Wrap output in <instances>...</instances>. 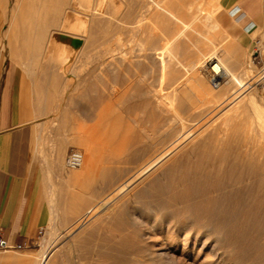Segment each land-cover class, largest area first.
<instances>
[{"label":"bare ground","instance_id":"obj_1","mask_svg":"<svg viewBox=\"0 0 264 264\" xmlns=\"http://www.w3.org/2000/svg\"><path fill=\"white\" fill-rule=\"evenodd\" d=\"M78 1L81 3L85 1L86 10L93 16L91 17L87 11L86 13L92 19L96 17V20L97 18L103 20L106 10L112 14L113 18L111 15L106 16L109 19L111 17L114 22L112 23L114 24V45L113 48L105 49V53H113L109 56L112 57L116 70V81L113 80V83L117 84L118 88L116 86L114 88L121 91L126 81L132 84L133 81L143 80L148 84V80H144L146 78L144 75L149 73L147 68L153 67V74L156 73L157 67L160 70L161 85L159 84L160 87L157 89L153 88L154 82L149 83L152 87L146 89L148 100L145 101L149 108L145 106V102L143 105L147 109L144 106L142 108V104H140L141 108L136 104L134 107L131 101L134 107L131 108H136V113L139 109L136 116L138 117L139 114L140 121L144 120L140 109L150 110L152 119L156 121L152 132L144 128L149 130V132L146 131L149 142L143 141L146 142L143 144L145 146L140 152L134 153V156L140 159V167L131 168L126 172L124 171L126 168H122L121 165L115 167L103 165L107 157L104 159V154L93 143L79 135L73 138L70 135H68L70 138L59 137L52 142L55 149L54 160L61 170L62 158L70 143L85 149L83 164L77 169L68 167L67 157L66 167L69 173L66 178L75 183L82 182L83 186H91L95 180H99L101 195L104 196L97 207H88L66 225L65 232L91 213L98 211L102 212L104 217L110 218L105 224L104 235L97 238L99 243L101 241L100 247H97L100 253L98 255L103 256L98 257L107 258L111 261L110 264H130L132 261L133 264H264V110L258 105L254 93L246 97L248 81L245 82L244 76L248 79L249 77L246 75L247 70L237 71L241 67L237 69L236 59L233 61L230 54H225L223 60L213 61L210 65L211 69L207 70L205 69L207 60L204 56L213 50L207 48L206 52H198V48L204 49L208 32L212 35V29L217 30V35L225 33L213 14L221 8L218 0H107L104 2L101 0L99 9L92 4L91 0ZM109 1L112 3L110 8L106 6ZM15 2L18 3V1ZM25 2L32 5L36 1ZM25 2L24 4L28 7L25 8L27 13L21 14L20 19L24 21L38 19V22L41 21H39L40 18L44 19V22L48 18L51 19V16L48 17L45 13L43 15L38 13L46 11V8L38 9L37 4L33 3L32 7ZM42 4H39V7ZM18 7L20 8L21 5ZM96 11H99L98 14ZM89 16L85 14L87 19ZM196 18H200L201 21L198 20L200 23L197 22L195 26L193 23ZM31 21L28 22L31 23ZM28 22L23 24L27 27L26 29L15 31V38L23 37L26 41L20 44L21 50L33 54L41 48L40 41L46 37L47 31L45 28L38 29L37 23L32 25ZM213 34L214 37L215 33ZM33 35L37 36V39H34L35 44H32ZM216 37L215 40L219 43V37ZM222 37L225 40L224 35ZM229 46L232 48L231 45ZM228 50L232 55L231 49ZM88 57L92 58L90 55ZM208 57L211 56L208 55ZM135 68L142 70L143 72H140L143 75L138 73L134 74L135 76L132 75L134 70L133 73L130 70ZM150 76L149 80L153 78ZM212 83L217 85L218 90L212 88ZM130 91L126 90L124 94L126 92L130 94L132 92ZM136 91L135 94L142 92ZM122 93L119 92L118 94L121 95L118 97H121ZM122 98L118 101L124 100ZM137 99L141 100L140 97ZM129 100L126 102L130 103ZM117 105L118 103L117 109L114 107L117 110L115 113L120 114L119 109L122 108L123 111L125 106L120 105L121 108H119ZM143 110L142 113L145 115L147 111L143 112ZM128 111L127 115L135 114L134 110L132 113L130 109ZM103 114L100 113V115ZM133 117L137 118L135 115ZM117 120L121 122L120 118ZM113 121L114 126L117 127L115 120ZM140 121L138 120L139 123ZM122 122H124L123 119ZM133 122H136V119ZM122 124H118L116 130L112 128L116 133L115 139L120 133H124L126 123L124 126ZM113 130L110 129V131ZM134 132L128 130V134ZM42 139L40 136V140ZM40 140L39 150L43 146ZM91 140L94 141V139ZM137 147L139 146L135 148ZM133 151L131 150L129 155L132 153L133 156ZM130 157L131 160L127 158V161L132 163L133 157ZM119 160L116 159L115 163L122 161ZM147 174L149 176L146 178ZM114 179L116 183L124 180L118 185ZM127 187L132 188L128 194L121 197V200L123 202L135 200L138 205L136 204L133 210L123 209L117 205L112 211L109 205ZM65 232L55 233L54 241L36 253L0 254V264H55L60 260L62 252L55 245ZM128 233L135 238L141 237L143 241H136L137 238L131 241L126 237ZM121 235L123 238L116 241L115 238Z\"/></svg>","mask_w":264,"mask_h":264},{"label":"rangeland","instance_id":"obj_2","mask_svg":"<svg viewBox=\"0 0 264 264\" xmlns=\"http://www.w3.org/2000/svg\"><path fill=\"white\" fill-rule=\"evenodd\" d=\"M15 1H18L19 4L16 3ZM21 1L22 0H0V35L2 34L0 36V64H3L2 74L8 68H12V70L15 73L17 72L19 73L23 95H24L23 96L24 103L28 105V109L30 111L26 109L25 110L26 112H30V114L32 113V116H33L32 120H31V117L28 118L29 122L31 121L30 124L33 130L32 160L31 161H32V164H34L36 167L43 170L42 174H43V177L45 176V179H46L45 183L46 181H49V183L53 184V187H51L50 189L45 187L47 188V190H49L48 194L50 196L49 197L50 203L48 202L47 200L48 197L46 198L45 192L42 189V197L40 198V208L43 211V216H45V221L40 225L39 231L36 236L35 243L31 245V248L24 249V250L0 249V254L16 253V254L25 255L29 253H36L37 251L44 248V246H47L48 244L52 243V241H54L55 239V233L65 232V228H66L65 226L70 224L78 216V214H80L82 211H84L88 207H97L100 201L102 200V198L104 197L101 195V188H100L99 180L97 181L95 180L91 186H83L82 182H78L79 183L78 184L77 182L75 183L74 181H69L66 178V175L69 173L66 167V160L70 152L76 150V151H81L82 153H86L85 149L82 146L80 147L77 144L74 145L73 143H70L68 145V148H66V152L63 156L64 158H62V165H63L62 170L58 172V169H56V166H55L56 165L55 160H54L55 158L54 150L55 149L52 146L53 144L52 142L58 140L59 137L73 138L75 135H79V136L85 137L89 142L93 143L96 146V148L104 154V159L107 157L103 165L110 166V167L121 165L122 168L123 167L126 168L124 170L126 172L128 170H131V168L140 167L141 166L140 159L136 158V156H134L135 155L134 153L135 151L140 152L141 149L145 146V145L143 146V144H146L147 141L149 142L147 133L149 132V130H151L150 132H152V129H154L152 127H155L156 121H154L155 119L154 120L152 119V116L149 112L150 110L144 111L143 109H140L141 110L140 114H141V117L144 118V120L141 118L142 120L140 121L139 114H138L139 118L136 116V114L139 113V109H137L138 112L136 113V108L135 109L133 108L135 107V104L139 106L140 108L141 106L143 108L144 102L148 100V96L146 94V89L148 87H152L153 85V88L159 89L161 85V81H160L161 77L159 76L161 75V73H160V70H158V67L156 68V71L154 69V71L156 72L155 74H153L152 72L154 67L152 69L147 68V72L149 73H146L147 75L145 74L144 78L148 77V79L146 78L145 79L143 78V79L146 81L148 80V84L144 82L143 80L140 82L137 80L133 81L132 84L126 81L127 85L125 83L123 85L124 89L122 90L124 91L131 90L132 92H134L132 93L130 91L133 94V96L134 95L136 96V97L134 96L135 98L132 96L131 93L129 94L128 92H126L127 94L126 95L124 94L125 93L124 91L122 90L118 91L117 84L113 83V80L114 82L116 81L115 79L116 70L114 67L115 64L111 57L113 53H109L111 54V56H109L108 53L107 54L105 53L106 52L105 49L111 48V47L113 48V45H114V35H113L114 24H112L114 22L111 19L112 14H109L108 10H106L105 18L103 17L104 18L103 19L104 21H103L102 18H97V20H96V17H94L93 19L90 18L88 14H90L91 17L93 15L90 12L88 13V11L86 10L87 5L85 1L81 3L78 0H46V1H49L46 3L45 0L43 1L34 0L36 2H33V3L35 5L37 4L36 6L38 9H43V8L47 9L46 10L47 13L46 11L44 12L39 11L38 13L40 15L41 13L42 15L45 13L48 15V17L51 16V19L48 18L47 19L48 21L45 20V22L47 21L46 23L44 22V19L42 18L39 19V21L41 20L40 22H38V19L37 21L33 19L24 21V19H20V15L27 13L26 9L28 7L26 4H24V2L28 0H23L22 1L23 3ZM93 1H95L96 3ZM104 1H107V0H103L102 2ZM254 1L255 0H220V1L218 0V2L221 5V8L215 11L213 14H214V18L217 19L218 22H220V24L223 27V30H225L223 31V33L224 32L226 33V36H225V33L223 34L225 40L222 37L223 35L221 34L217 35L218 34L217 30L212 29L213 31V32L211 31L212 35L209 34L208 32V38L206 40L207 42L205 46H203L204 49L198 48V52L203 53L205 49L206 51L208 49L213 50V51H210L207 54V56L206 55L204 56L205 60H207L205 63L206 65L205 69L207 70L211 69L210 65L213 61L223 60V58L226 56L225 54H230L229 56L232 58V60L236 59L235 61L238 62L237 69L238 67H241V68L243 67L242 69L239 68L237 71L247 70L246 75L247 77H249L248 79L244 76L245 82L248 81V84H247L248 90L246 89L245 91V94H247L246 97H248L249 94L254 93L256 95L258 105L264 110V26L259 27L257 30H253L252 31V39H253L252 44L250 46L245 45L246 39H248L249 36L246 33H244V31L249 27V25H252L254 23V17L256 16V13H257L256 8L254 7L255 6ZM41 2L44 4V6ZM91 2L94 6L98 7V9L99 7L101 8V0L100 1L91 0ZM33 3L32 5L29 2L27 4L33 7ZM39 4H42V6L39 7ZM19 5H21L20 8L18 7ZM102 6L104 8V4ZM106 6L110 8L112 6V3H110L109 1L107 2ZM17 8H19L21 11L19 12V9ZM76 8L77 9L79 8L78 11L79 10L80 11L78 12ZM86 11L88 14L86 13ZM98 12L96 11V14H98ZM85 14L86 16H89L88 19L87 17H85ZM106 15L108 16L111 15L110 19L107 18L108 16ZM198 20H200V18L199 19L196 18L193 24L195 25L197 24V22L200 23L201 20L200 21ZM28 21H31V23ZM26 22L32 25L33 23L34 25L37 23V25H39L38 29L45 28L47 31L46 37H44L42 41H40L41 48H39L38 50L39 52L37 51L38 54L35 52L36 54L33 53V54H30L31 56L28 55L29 62L31 64L30 66H27L26 64H24V61L20 59V55L18 53L22 51L21 50L22 45L20 44L24 43L26 40L23 37H19L18 39L15 38V31L17 29L23 30L27 28L23 26V24L24 23L26 24ZM51 22L53 23L55 22L56 24L54 25ZM92 23L94 25H92ZM98 23L100 24V26ZM42 26H45V27H42ZM213 33H215L214 37H213L214 35ZM33 36L34 38L32 37L33 38L32 44H35V40L37 39L36 38L37 36L36 35H33ZM215 37L216 38L219 37L218 41L220 40L222 44L220 43V41L218 43L215 40ZM227 38H229V40L230 39H233V40L230 42L229 40H226ZM222 39L224 41H222ZM227 42L228 43L230 42V43L227 44ZM233 42L234 43L236 42L235 44L237 46L239 45V47L241 48L235 47L236 45L234 44L235 45L234 46L232 44ZM213 44H215L214 45L215 47H213ZM222 45L224 47H222ZM226 45L228 46V48ZM229 45H231L232 48H230ZM199 46L202 47L200 43H199ZM221 47L224 49H222ZM234 47L236 51L233 49ZM228 49H231L233 56L235 53H238V54H235V56L233 57L231 55V52H229L230 50ZM84 52L88 56L90 55V57L92 58H89L86 54H84ZM208 55H210L211 57H208ZM108 57H111V58H108ZM103 58H105V60ZM211 58H213V60ZM133 70H134V73L132 72ZM130 71L133 73V74L131 73L132 75L137 74V73L139 75L140 74L143 75L142 73L143 71L138 70L137 68L132 69ZM150 75H152L153 78ZM154 75H156L157 78ZM149 76L150 78H152L150 79L151 81L149 80ZM153 79L156 81H154ZM152 82H154L152 85L149 84ZM37 83L42 84L44 96L48 99L47 104H46L47 109L43 112V114H39V115H36L37 109L35 107L36 106L35 105L36 104L35 94H36V84ZM135 83H137V85ZM129 85L130 87L132 86L131 89ZM148 85H151V86H148ZM157 85L159 86L157 87ZM211 85L214 90L216 89L218 90V87L217 85H215V83H212ZM114 86H116L117 88L115 89ZM140 88H143L144 90L143 89L141 90ZM138 90L142 92L135 94V91L138 92ZM119 92H123L121 97H118L121 95V94L120 95L118 94ZM142 93L144 94L142 95ZM138 94H141V95L139 96ZM125 96L129 97V99H132V98L134 99L129 100ZM137 97L138 98L140 97L141 100L137 99ZM119 98H122L125 101L124 100L118 101ZM116 100L118 103L117 107L121 108L122 105L125 106V108H123L125 110L122 111V108L119 109V111L122 112V113L119 112L120 114L115 113V111H117L116 110L117 103H115ZM128 100L130 101V103L126 102ZM131 101L134 103V107ZM137 101L139 102L138 104H137ZM140 101H143V102L140 103ZM145 103H146L145 106H147V102ZM50 104L52 105V107ZM140 104L142 105L140 106ZM145 106L144 108L147 109L148 106L147 107ZM129 109L131 110L130 113H132L134 110L135 114L132 113V115L133 116L135 115V117H137L135 118L136 122H133L135 119L132 115L126 114ZM142 110L143 112L147 111V113H145V115L147 114V116H145L144 113H142ZM98 113L99 115H97ZM100 113L101 114L104 113V114L100 115ZM116 114L118 115L116 116ZM128 114H129V111H128ZM128 116H132V117L130 118ZM118 117L120 118L121 122H118L117 120L119 119ZM145 117L147 118L151 117L149 119H152V120H149ZM100 118L102 119L100 120ZM122 119L124 122H122ZM113 120H115V124L117 125V127L119 126L118 124L124 123L125 125L126 123L125 128L123 127L124 125L122 124L123 125L122 127L125 129L124 133L123 134L120 133L118 135L119 138L116 137V139L114 138L116 134L114 130H116L117 127L114 126ZM138 120L140 121V123L138 122ZM135 123H137L138 126ZM105 128H107L108 130L106 129L105 131L104 130ZM112 128L113 129L115 128V129L113 130ZM140 128L142 130L144 128L145 129L148 128L149 130L144 129L142 132ZM98 129L102 133L97 131ZM110 129L113 131H110ZM128 130L129 132L130 130L132 132L135 131L133 133L135 135L131 133H129L131 134L129 135ZM55 133H58V134H55ZM104 134L106 135V138ZM39 135L41 136V138H43L42 140H40V142H41V145L44 146V147L42 146V149L40 148V150L38 147ZM68 135H70V137ZM88 137L90 138V140ZM145 137L147 140L145 139ZM143 138L145 140H142ZM91 139H94V141H92ZM143 141H146V142L144 143ZM102 143L103 144L106 143V145L103 146ZM134 146L135 147L139 146V147L135 148ZM130 149L132 151L134 149L133 151L134 157L132 156V153L131 155H129L131 152ZM108 154L110 156H108ZM128 155L129 157L130 156L133 157V158L130 157L133 160L132 163L131 161L129 162L127 161L129 159ZM116 159L117 160L121 159L122 161L119 160L121 161L120 162L121 164L120 163L116 164L115 163ZM50 163L53 165L55 169L51 173L50 171H47V169L51 168ZM138 164L139 166H136ZM149 174H147L145 177L147 178ZM123 180L124 179H122L120 182H122ZM114 182L116 183L115 179H114ZM120 182L118 183L120 184ZM131 188L132 187L125 188V190L120 194V196L111 202V204L109 205V208L111 210L116 209V206L120 205L123 209L133 210V207H136L138 205L135 200H132L133 202L132 201L123 202L121 200V197H124L126 194H128ZM97 193H99L100 195L99 194L97 195ZM49 206H50V209H49ZM109 220L110 218L108 219L106 216L104 217L102 212L96 211L95 213H91L90 215L85 217V219L75 224L74 227H72L69 231H66L64 235L62 236L63 238L62 237L59 238V240L57 241L55 245L57 248L59 247L60 251H62L61 256L59 258L60 260H58V262L55 264H110L111 261H109L107 258L104 257L108 261L98 257V256L100 257H103V256L98 255L100 253L97 249V247H100L99 244L101 243V241L100 243L97 241V238H99V236L102 237L104 235V230L106 228L105 224L108 223ZM101 229L103 231H101ZM130 230L132 229L130 228ZM79 236L81 238H79ZM126 237L129 238L131 241L137 238V237L135 238L134 235H132L131 233L130 235L128 233ZM120 238H123V236L121 235L119 237H116L115 240L116 241L121 240ZM136 241H143V240L141 237H138ZM86 248H88L87 251L85 250ZM137 258L139 259V257H136V259ZM139 261L141 262L142 260H139ZM130 264H133V261ZM139 264H142V263H139Z\"/></svg>","mask_w":264,"mask_h":264},{"label":"crops","instance_id":"obj_3","mask_svg":"<svg viewBox=\"0 0 264 264\" xmlns=\"http://www.w3.org/2000/svg\"><path fill=\"white\" fill-rule=\"evenodd\" d=\"M254 5L257 10L254 23L244 31L249 36L246 46L253 42L252 31L264 26V0H255ZM21 52L20 59L30 66L28 53L23 50ZM2 65L0 64V239L11 243H35L40 225L45 221L40 208L42 189L50 203L47 188L50 189L53 184L49 181L45 183L43 170L31 161L33 130L28 118L31 117L32 120L33 116L26 112L30 110L24 103L19 73L8 68L2 74ZM42 87V84H36V115L43 114L48 100ZM39 140L40 135L38 146ZM50 165L51 168L47 171L51 173L55 169L51 163ZM55 166L60 172L61 169Z\"/></svg>","mask_w":264,"mask_h":264},{"label":"built area","instance_id":"obj_4","mask_svg":"<svg viewBox=\"0 0 264 264\" xmlns=\"http://www.w3.org/2000/svg\"><path fill=\"white\" fill-rule=\"evenodd\" d=\"M84 161V154L80 151H71L68 156V167L70 169H77L79 168ZM34 243H11L7 242L4 239H0V249L7 250V249H16V250H24L31 248V245Z\"/></svg>","mask_w":264,"mask_h":264}]
</instances>
